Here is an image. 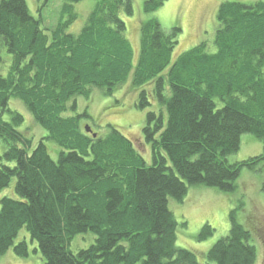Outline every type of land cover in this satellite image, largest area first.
Returning <instances> with one entry per match:
<instances>
[{
    "label": "trees",
    "instance_id": "trees-1",
    "mask_svg": "<svg viewBox=\"0 0 264 264\" xmlns=\"http://www.w3.org/2000/svg\"><path fill=\"white\" fill-rule=\"evenodd\" d=\"M79 1L63 0L49 29L26 0H0V191L14 179L16 195L0 198V257L11 248L28 256L26 241L15 243L24 228L44 264H199L176 245L180 223L168 200L181 201L191 185L234 194L241 169L261 162L264 151L239 161L229 155L246 134L264 147V0L222 2L214 50L201 41L174 59L181 29L141 21L135 64L121 16L133 14L131 0H95L71 33ZM165 1L145 0L143 10ZM127 80L138 93L134 106L154 105L141 128L150 163L119 128L98 138L80 126L88 113L78 112L79 97L111 95ZM16 100L46 132L35 144ZM238 209L206 253L212 264L255 260ZM212 231L205 223L198 237ZM86 234L93 242L72 251Z\"/></svg>",
    "mask_w": 264,
    "mask_h": 264
},
{
    "label": "rangeland",
    "instance_id": "rangeland-1",
    "mask_svg": "<svg viewBox=\"0 0 264 264\" xmlns=\"http://www.w3.org/2000/svg\"><path fill=\"white\" fill-rule=\"evenodd\" d=\"M95 0H80L74 4L78 18L68 28L71 33L79 32L85 22L88 12ZM145 0H131L133 14L129 17L121 12L126 24V37L133 51L132 62L135 64L140 50L139 23L147 19H156L160 25L168 30L174 26L181 29L177 34L178 43L174 48L172 58L193 45L205 41L209 50H214V36L216 30V13L219 5L225 1L252 3L256 0H166L157 9L144 12ZM29 12L33 17L41 16L43 26L53 28L57 25L63 0H26ZM131 75V74H130ZM129 85V81L122 83L111 95H103L97 89L93 90L87 99L79 97L77 110L87 109L88 115L80 122L83 132L84 125L91 127L95 137H102L109 132V127H116L129 137L138 153L147 163L151 162V149L142 135V126L147 111L154 108L142 109L134 106L138 93ZM11 106L20 111L25 122L23 128L32 136L33 144L46 135L45 130L31 120V115L20 101H14ZM84 128V130H83ZM88 133V132H87ZM90 133V134H92ZM93 137V134H92ZM51 152L53 147H51ZM4 148L0 145V154ZM264 151L261 141L250 134L243 135L239 149L229 155V160H245L259 156ZM264 179V154L260 164L255 169L243 168L238 176V186L235 193L221 192L213 187L203 185L188 186V192L181 201L169 198L168 206L175 219L180 223L177 227L176 245L191 249L195 252L199 264H212L207 260V251L211 245L229 228L228 213L231 208L237 210L238 220L250 232L255 247L253 264H264V193L261 183ZM14 179L9 186L0 191V198L11 197L14 194ZM241 201L234 204L233 201ZM208 223L213 229L212 234L204 239L198 237L203 224ZM90 234L78 235L70 244L72 251L85 248L93 242ZM25 240L28 246V256L16 255L12 248L0 257V264H44V259L38 251H34L36 243H32L27 231L23 228L19 232L15 243Z\"/></svg>",
    "mask_w": 264,
    "mask_h": 264
},
{
    "label": "water",
    "instance_id": "water-1",
    "mask_svg": "<svg viewBox=\"0 0 264 264\" xmlns=\"http://www.w3.org/2000/svg\"><path fill=\"white\" fill-rule=\"evenodd\" d=\"M85 130L88 133L92 132V130L90 129V127L88 125L85 126ZM95 136H96V134L93 133V137H95Z\"/></svg>",
    "mask_w": 264,
    "mask_h": 264
}]
</instances>
